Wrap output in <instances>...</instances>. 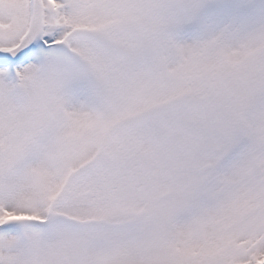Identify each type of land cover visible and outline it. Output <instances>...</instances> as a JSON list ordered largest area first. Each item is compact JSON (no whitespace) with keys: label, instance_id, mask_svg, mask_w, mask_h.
I'll return each instance as SVG.
<instances>
[{"label":"snow or ice","instance_id":"6c2138e0","mask_svg":"<svg viewBox=\"0 0 264 264\" xmlns=\"http://www.w3.org/2000/svg\"><path fill=\"white\" fill-rule=\"evenodd\" d=\"M0 264H264V0H0Z\"/></svg>","mask_w":264,"mask_h":264}]
</instances>
